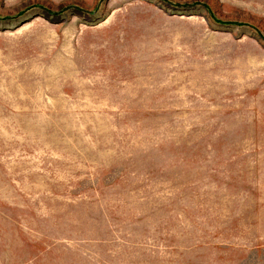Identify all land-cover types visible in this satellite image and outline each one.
<instances>
[{"label": "rangeland", "instance_id": "obj_1", "mask_svg": "<svg viewBox=\"0 0 264 264\" xmlns=\"http://www.w3.org/2000/svg\"><path fill=\"white\" fill-rule=\"evenodd\" d=\"M0 264H264V0H0Z\"/></svg>", "mask_w": 264, "mask_h": 264}]
</instances>
